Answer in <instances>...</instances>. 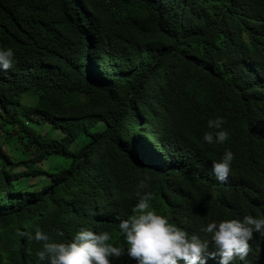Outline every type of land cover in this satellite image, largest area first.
I'll list each match as a JSON object with an SVG mask.
<instances>
[{"label":"trees","instance_id":"obj_1","mask_svg":"<svg viewBox=\"0 0 264 264\" xmlns=\"http://www.w3.org/2000/svg\"><path fill=\"white\" fill-rule=\"evenodd\" d=\"M8 48L0 264H48L43 242L28 238L37 227L57 243L85 227L108 231L126 249L118 225L146 175L153 208L190 235L209 239V222L264 216V0H0ZM216 118L226 121L222 144L208 128ZM225 150L234 159L220 183L211 166ZM250 243L233 264H264V235Z\"/></svg>","mask_w":264,"mask_h":264},{"label":"clouds","instance_id":"obj_2","mask_svg":"<svg viewBox=\"0 0 264 264\" xmlns=\"http://www.w3.org/2000/svg\"><path fill=\"white\" fill-rule=\"evenodd\" d=\"M14 52L11 48L0 49V68L7 71L13 67ZM226 123L222 118L208 121V128L217 129L215 139L224 143L228 132L221 130ZM204 141L211 144L212 132H207ZM234 154L225 150L219 162L212 163V174L220 183H226ZM150 176H145L137 186V203L131 209V215L119 222V233L123 236L126 249L112 242L108 231L94 232L81 228L71 239L64 242H49L50 236L40 228L35 229L37 242H43V250L38 253L41 261L48 264H112V259H119L125 254L136 264H207V259L219 257L218 264H233L239 259L245 261L252 252L250 241L254 234L264 235V216L245 215L243 219H223L207 223L202 231L209 239H202L196 234L170 222L166 215L158 213L152 206L153 194L147 191ZM141 190L143 194H141ZM21 235H28L21 233ZM63 236V233H59ZM210 245L214 251H209Z\"/></svg>","mask_w":264,"mask_h":264},{"label":"rangeland","instance_id":"obj_3","mask_svg":"<svg viewBox=\"0 0 264 264\" xmlns=\"http://www.w3.org/2000/svg\"><path fill=\"white\" fill-rule=\"evenodd\" d=\"M27 101H28V99H27ZM39 132L41 133V134H46V135H49V137L50 138H55V139H58V138H60V131L59 130H56V129H54V128H45V127H42V128H40V130H39ZM37 133H38V131H37ZM43 134V135H44ZM86 138H81V139H79L78 141H76L72 146H71V148L73 149V150H75L76 148H78V147H80L81 146V144L83 143V141L85 140ZM7 148H9V147H5V146H2L1 147V149L3 150V151H5V152H7L8 153V155H9V157H12V160H13V162H19V161H21L22 159V156L19 154L18 156H16V158L14 159V156L8 151V149ZM61 163V159L60 158H58V157H52V158H49V160L47 161V165L49 166L50 165V167H56V165L57 164H60ZM38 181V180H37ZM22 184V186L24 185V186H30V185H35L36 184V179H34V180H32V179H26L24 182H22L21 183Z\"/></svg>","mask_w":264,"mask_h":264}]
</instances>
